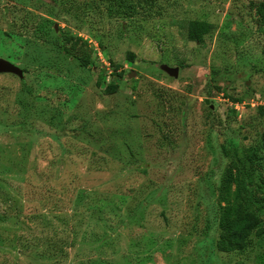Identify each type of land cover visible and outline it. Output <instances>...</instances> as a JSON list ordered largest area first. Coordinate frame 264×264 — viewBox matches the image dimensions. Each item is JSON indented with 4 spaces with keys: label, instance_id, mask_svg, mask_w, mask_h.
Instances as JSON below:
<instances>
[{
    "label": "rangeland",
    "instance_id": "1",
    "mask_svg": "<svg viewBox=\"0 0 264 264\" xmlns=\"http://www.w3.org/2000/svg\"><path fill=\"white\" fill-rule=\"evenodd\" d=\"M258 1L0 0V264H264V208L215 247L229 171L264 206Z\"/></svg>",
    "mask_w": 264,
    "mask_h": 264
},
{
    "label": "trees",
    "instance_id": "2",
    "mask_svg": "<svg viewBox=\"0 0 264 264\" xmlns=\"http://www.w3.org/2000/svg\"><path fill=\"white\" fill-rule=\"evenodd\" d=\"M253 19L258 27L264 28V1L255 2L253 5ZM261 27V28H262ZM211 29V23L201 19L188 20L185 26V36L189 41L201 42L203 35ZM264 54V48L262 49ZM116 90V84L108 83L104 89L109 94ZM264 145L254 147L247 156L249 164L256 168L264 166ZM235 173L233 176L229 171L226 183L222 182L218 193L215 196L219 208L217 217L218 237L215 242L217 250L222 252L241 251L247 245V238L253 232L260 234V217L257 212L264 208L263 204L257 207H249L243 203L240 196L238 179ZM234 182L235 188L230 191L227 183ZM238 183V186H237Z\"/></svg>",
    "mask_w": 264,
    "mask_h": 264
},
{
    "label": "water",
    "instance_id": "3",
    "mask_svg": "<svg viewBox=\"0 0 264 264\" xmlns=\"http://www.w3.org/2000/svg\"><path fill=\"white\" fill-rule=\"evenodd\" d=\"M160 69L169 76L176 77L178 68L177 66H168L166 64H160ZM0 73H12L18 76L21 75V70L10 61L0 58Z\"/></svg>",
    "mask_w": 264,
    "mask_h": 264
}]
</instances>
